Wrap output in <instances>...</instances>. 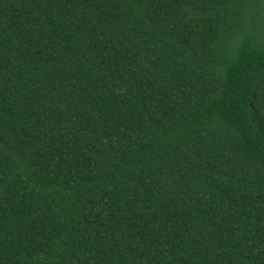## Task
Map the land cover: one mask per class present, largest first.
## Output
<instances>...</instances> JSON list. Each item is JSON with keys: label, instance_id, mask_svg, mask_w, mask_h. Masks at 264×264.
I'll use <instances>...</instances> for the list:
<instances>
[{"label": "trees", "instance_id": "trees-1", "mask_svg": "<svg viewBox=\"0 0 264 264\" xmlns=\"http://www.w3.org/2000/svg\"><path fill=\"white\" fill-rule=\"evenodd\" d=\"M0 264H264V0H0Z\"/></svg>", "mask_w": 264, "mask_h": 264}]
</instances>
